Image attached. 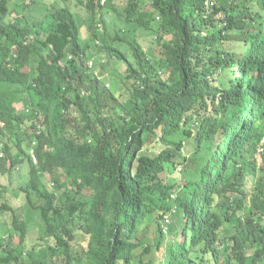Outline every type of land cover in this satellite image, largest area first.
<instances>
[{
	"label": "trees",
	"instance_id": "1",
	"mask_svg": "<svg viewBox=\"0 0 264 264\" xmlns=\"http://www.w3.org/2000/svg\"><path fill=\"white\" fill-rule=\"evenodd\" d=\"M6 2L0 172L28 167L42 230L27 247L29 225L1 203L0 264H264V0H73L85 44L68 5L7 23ZM106 6L157 34L160 63L105 45ZM103 51L126 65L120 95L90 70Z\"/></svg>",
	"mask_w": 264,
	"mask_h": 264
},
{
	"label": "rangeland",
	"instance_id": "2",
	"mask_svg": "<svg viewBox=\"0 0 264 264\" xmlns=\"http://www.w3.org/2000/svg\"><path fill=\"white\" fill-rule=\"evenodd\" d=\"M37 4H33V8H31L30 1H27L25 3L26 9L21 7V3L19 0H8L7 7L10 9L15 10L16 12L26 13L27 11V17L29 18H41L45 16V13H49L52 6H65L68 5L71 9V11L74 13V17L76 20V23L80 26L81 36L80 41L85 44L88 41V37L91 34V30L93 28L90 26L88 20L86 19L87 13L84 7L76 6L73 1L67 0H35ZM107 5H111L112 7H115L116 10L121 11L125 5V0H101ZM148 3V0H144ZM59 3V4H58ZM146 9L151 8L149 5L145 7ZM79 10L82 12L80 13L81 18H78V12ZM107 12L104 11L105 16V25L100 20L99 22V34L104 39V43L106 46H110L111 49H119L122 51V53L129 59V61L132 62V64L136 67L137 65L133 62L135 61L134 56L132 55V45L133 46H139L144 50L150 57L153 59H157L156 61H159L160 59L157 56L158 54V42H157V34H153V31L151 30H145L143 28H139L135 24H129L122 16H119L117 12L113 11L111 7L106 6ZM11 15L8 16V18ZM157 16V15H156ZM155 16V17H156ZM156 22H153L152 25L156 27ZM119 38H122L123 41H120ZM132 43L131 45L129 43ZM241 46V44H240ZM93 47L91 45L90 50H92ZM239 49V48H238ZM237 49V50H238ZM116 50V49H115ZM117 51V50H116ZM98 59H96V56L94 57V64L92 65L91 62H87L88 66L90 67L91 72L94 75L100 76V73L102 75L99 77L100 80H102L106 85H110L111 89L114 91L117 89V87L121 86V80L125 76V68L126 65H124L123 62L115 60L113 57H111L106 51H103ZM92 59V58H91ZM151 66L150 64H148ZM158 65H156L157 67ZM153 69V68H151ZM4 86L3 82H0V88ZM15 90V88H13ZM17 90L13 92L12 98H22L25 93H23V90ZM117 95H120V91H116ZM22 109V108H21ZM156 141L153 143L155 144ZM149 147V146H148ZM30 154L33 155V153L30 151ZM36 162V161H35ZM256 162H260V156H256ZM177 168L176 170L172 167H168L165 172L160 173L161 180L168 181L171 183H175L180 178L181 171ZM60 182L64 180V177L62 175H59ZM49 178L44 177L43 182H49ZM67 186H71L70 182H67ZM30 190L29 187V175H28V167L24 165L21 170L13 174L11 176L4 175L0 172V204L5 202L7 205H9L11 208L15 209V212L18 211L19 214H21V217L24 219V221L29 225L26 241L28 244H26L27 247H30L33 243V241L36 239L39 232L42 230L40 217L38 214V210L36 209L35 205H39L41 201L35 202V197L33 195L30 196V201H33V204L28 201L27 199V190ZM72 194L75 193V191H71ZM78 195V194H77ZM10 213L7 212L4 215L0 216V235H7V223H9ZM156 222L152 220L150 222L149 230L151 236L154 233ZM19 233H17V236ZM15 239L18 240V237L15 236ZM79 248L77 249V251ZM79 252V251H78ZM159 262V261H158ZM74 264H81V263H74ZM160 264V263H157Z\"/></svg>",
	"mask_w": 264,
	"mask_h": 264
},
{
	"label": "clouds",
	"instance_id": "3",
	"mask_svg": "<svg viewBox=\"0 0 264 264\" xmlns=\"http://www.w3.org/2000/svg\"><path fill=\"white\" fill-rule=\"evenodd\" d=\"M20 1V3H21V7H23V9L25 8H27L26 6H25V3L27 2V1H30V3L32 4L31 5V8H33V4L35 3V4H37V2L35 1V0H19ZM67 0H65V2H66ZM69 1H73V0H69ZM7 2H8V0H7ZM7 2H6V5H7ZM93 2L96 4V6H100V5H105V3H103V4H101V0H93ZM59 4V3H58ZM59 6H57V7H55V6H52V8L51 9H55V8H58ZM99 9V8H98ZM50 11H52V10H50ZM49 11V12H50ZM97 12H98V10H97ZM100 13V12H99ZM9 15H11L9 18H8V16ZM23 15H26L27 16V11H26V13L24 14V13H21V14H19V12H9L8 13V15H6V17L4 18V21H7V23H11V22H15L14 21V18H19V17H21V16H23ZM99 15V14H98ZM29 18V17H28ZM29 19H31V18H29ZM35 19H40V18H35ZM31 35L29 34V36H28V38L29 39H31ZM0 42H1V38H0ZM13 52H14V50H12ZM12 52V53H13ZM14 54V55H13ZM12 55H13V57H15V59L17 58V54H15V53H13ZM11 66H13V64L11 65ZM13 88H15V90H14V92L17 90L16 88H18V90H22V88H19L18 87V85L17 86H15V85H13ZM24 96H26V95H24ZM23 96V97H24ZM27 97V96H26ZM18 99H21V98H18ZM25 102H27L26 101V98L24 99V106H23V108L25 109V111L26 112H28L31 108H30V105H29V103L28 104H25Z\"/></svg>",
	"mask_w": 264,
	"mask_h": 264
},
{
	"label": "built area",
	"instance_id": "4",
	"mask_svg": "<svg viewBox=\"0 0 264 264\" xmlns=\"http://www.w3.org/2000/svg\"><path fill=\"white\" fill-rule=\"evenodd\" d=\"M104 2L103 1H101V4H103ZM99 25V24H98ZM263 141H264V138H263Z\"/></svg>",
	"mask_w": 264,
	"mask_h": 264
}]
</instances>
